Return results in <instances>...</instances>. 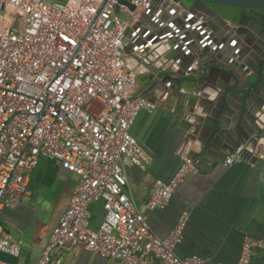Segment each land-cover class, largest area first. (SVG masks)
<instances>
[{
  "label": "built area",
  "instance_id": "1",
  "mask_svg": "<svg viewBox=\"0 0 264 264\" xmlns=\"http://www.w3.org/2000/svg\"><path fill=\"white\" fill-rule=\"evenodd\" d=\"M103 1L0 0V213L24 200L30 173L47 158L79 181L37 264H61L62 252L75 246L115 264H201L197 254L175 252L188 212L160 238L126 189L124 160L142 169L149 163L130 127L141 110L157 104L134 93L136 72L120 48L130 20L152 0H131V11L120 4L126 22L115 15L117 0L100 8ZM197 171L183 156L168 180L154 181L145 208H163ZM93 200L105 211L96 229L89 223ZM21 245L0 225L1 253L18 257ZM256 251H264V235L244 237L234 264H251ZM0 264L16 263L0 258Z\"/></svg>",
  "mask_w": 264,
  "mask_h": 264
},
{
  "label": "crops",
  "instance_id": "2",
  "mask_svg": "<svg viewBox=\"0 0 264 264\" xmlns=\"http://www.w3.org/2000/svg\"><path fill=\"white\" fill-rule=\"evenodd\" d=\"M165 14L169 16L165 20L169 28H174L177 19L185 20L178 11L172 14L163 9L162 3L146 16L161 20ZM133 37L125 35L122 49L127 53V68L136 72L134 93L142 97L145 88L142 82L148 66L131 52ZM146 56L153 64L163 63ZM142 98L156 103L157 108L152 112L141 110L130 127L131 134L149 156V163L142 169L124 160L129 197L145 212L150 231L160 238L169 235L183 211L188 212L182 240L175 247L178 256L197 254L203 259L201 264L236 263L244 237L264 235V170L261 168L264 154L258 157L259 165L240 159L228 165L198 168L179 183L163 208L147 210L145 203L154 181L168 180L182 157L187 156V150L181 146L186 131L171 116L178 106L176 98L166 96L157 101ZM78 181L76 174L52 160L40 158L30 173L24 200L15 207L3 208L0 213V225L13 239L21 240V252L18 257L0 252V258L16 264H37ZM88 209L90 227L96 229L104 218L102 201H91ZM60 257L61 264H115L112 259L102 258L80 246L64 250ZM251 264H264V251H256Z\"/></svg>",
  "mask_w": 264,
  "mask_h": 264
},
{
  "label": "water",
  "instance_id": "3",
  "mask_svg": "<svg viewBox=\"0 0 264 264\" xmlns=\"http://www.w3.org/2000/svg\"><path fill=\"white\" fill-rule=\"evenodd\" d=\"M44 1L63 6L67 0ZM211 1L241 8L264 7V0ZM158 3L169 13L178 11L185 20L179 18L169 28L167 14L161 20L148 19L146 14ZM120 4L130 11L134 4L117 0L115 15L126 22L130 16L120 11ZM246 21L241 17L231 22L203 0H152L130 20L122 38L124 60L125 35H132L131 52L148 66L141 96L154 101L170 96L178 101L171 116L185 129L181 146L197 168L228 165L236 158L259 165L258 157L264 154V55L237 53L233 42L236 33L244 38L253 31ZM146 55L163 63L153 64Z\"/></svg>",
  "mask_w": 264,
  "mask_h": 264
},
{
  "label": "flooded vegetation",
  "instance_id": "4",
  "mask_svg": "<svg viewBox=\"0 0 264 264\" xmlns=\"http://www.w3.org/2000/svg\"><path fill=\"white\" fill-rule=\"evenodd\" d=\"M203 1L220 15L224 13L230 17H236L235 20H232L222 15L229 21L237 22L241 17H244L247 20V24L251 25L253 31L244 38H241L238 33L234 35L233 42L236 45L237 53H246L247 57H261L264 55V7L241 8L222 3H214L211 0Z\"/></svg>",
  "mask_w": 264,
  "mask_h": 264
},
{
  "label": "trees",
  "instance_id": "5",
  "mask_svg": "<svg viewBox=\"0 0 264 264\" xmlns=\"http://www.w3.org/2000/svg\"><path fill=\"white\" fill-rule=\"evenodd\" d=\"M187 2H191L192 0H186ZM221 13V12H220ZM222 15L223 16H225V17H227V18H230V19H232V20H235L236 19V17H234V16H228V15H226V14H224V13H222Z\"/></svg>",
  "mask_w": 264,
  "mask_h": 264
}]
</instances>
